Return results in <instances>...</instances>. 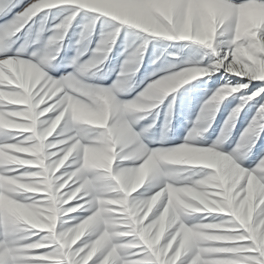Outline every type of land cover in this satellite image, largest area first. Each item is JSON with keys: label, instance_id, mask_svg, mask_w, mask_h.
Instances as JSON below:
<instances>
[{"label": "clouds", "instance_id": "9594fccd", "mask_svg": "<svg viewBox=\"0 0 264 264\" xmlns=\"http://www.w3.org/2000/svg\"><path fill=\"white\" fill-rule=\"evenodd\" d=\"M248 5L259 27L244 34ZM29 24L0 47V264H264V157L250 169L241 142L222 150L248 105L241 139L264 133V73L243 55L264 43V0H32L13 35ZM68 48L71 71L51 75ZM214 77L196 131L152 147L142 121Z\"/></svg>", "mask_w": 264, "mask_h": 264}, {"label": "rangeland", "instance_id": "374dc122", "mask_svg": "<svg viewBox=\"0 0 264 264\" xmlns=\"http://www.w3.org/2000/svg\"><path fill=\"white\" fill-rule=\"evenodd\" d=\"M32 0H11L9 11L6 15H0V26L5 25L8 21H11L17 13H23ZM209 11L216 13L220 11H231L230 5L218 3L209 6ZM241 12V30L242 33L247 34L250 30L257 29L259 27V16L256 10V6L248 5L240 9ZM30 24L26 25L20 32L13 35L16 31V27L13 26L11 31H0V47L12 46L14 42L13 51L18 48L20 44L25 43L28 39L27 33ZM31 50V49H30ZM121 49L118 45L117 52ZM73 55V51L68 48L65 52L61 53L60 63L61 66L57 71L51 73L53 76H60L68 71L69 68H65L62 62H66L67 58ZM243 55L247 57L252 65L251 71L255 74L264 73V43H257L252 51L245 50ZM150 57L145 59L144 68L141 69V73L138 77L139 80H144V77L151 71ZM118 65V60H113V66ZM115 79L114 74L105 81L110 84ZM234 81L236 78H232ZM246 82V81H245ZM147 83V80H144ZM221 81L217 77L207 81H197L193 84L182 89L179 93L175 94V98L169 97L161 108L153 112L146 120L142 121L140 127L151 125L155 123L154 128L151 129L149 135L155 139L152 147L159 146H174L184 142L185 137L188 136L190 131H196L197 115L200 111V107L204 100L211 95L216 87L219 86ZM143 87V84L140 85ZM137 88L136 91H139ZM136 92L131 95L134 96ZM130 99L131 96L125 97ZM239 103V100H229L221 107L219 114L216 117L215 123L212 128L206 134L204 139L205 145H211L216 141L220 129L224 124L229 112ZM258 105H248L244 111L241 112L238 120L235 122V127L231 130L230 138L223 144L222 150L225 153H232L233 149L237 147V144L241 142V134L248 127L249 123L257 114ZM250 149V151H249ZM240 157L242 165L246 168H254L259 164L262 157H264V133L260 134L258 140H255V146L252 147L251 142L245 141L241 144Z\"/></svg>", "mask_w": 264, "mask_h": 264}, {"label": "snow or ice", "instance_id": "6c2138e0", "mask_svg": "<svg viewBox=\"0 0 264 264\" xmlns=\"http://www.w3.org/2000/svg\"><path fill=\"white\" fill-rule=\"evenodd\" d=\"M236 2L239 3L240 0H236ZM10 4H11V0H0V15H6L9 11H11V8L9 7ZM24 13L25 11L23 13H17L16 16H14L11 21H8L5 25L0 26V31H11L13 26L18 28L20 24L23 23ZM13 36L15 35H11L9 39ZM244 143L245 140L242 138L241 144Z\"/></svg>", "mask_w": 264, "mask_h": 264}]
</instances>
